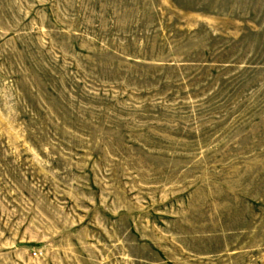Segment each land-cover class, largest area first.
Returning a JSON list of instances; mask_svg holds the SVG:
<instances>
[{
  "label": "rangeland",
  "instance_id": "rangeland-1",
  "mask_svg": "<svg viewBox=\"0 0 264 264\" xmlns=\"http://www.w3.org/2000/svg\"><path fill=\"white\" fill-rule=\"evenodd\" d=\"M0 264H264V0H0Z\"/></svg>",
  "mask_w": 264,
  "mask_h": 264
},
{
  "label": "built area",
  "instance_id": "built-area-1",
  "mask_svg": "<svg viewBox=\"0 0 264 264\" xmlns=\"http://www.w3.org/2000/svg\"><path fill=\"white\" fill-rule=\"evenodd\" d=\"M34 255H37V253L35 252Z\"/></svg>",
  "mask_w": 264,
  "mask_h": 264
}]
</instances>
